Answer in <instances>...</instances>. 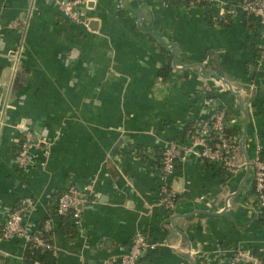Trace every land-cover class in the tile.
I'll use <instances>...</instances> for the list:
<instances>
[{"label":"crops","instance_id":"0c3cea01","mask_svg":"<svg viewBox=\"0 0 264 264\" xmlns=\"http://www.w3.org/2000/svg\"><path fill=\"white\" fill-rule=\"evenodd\" d=\"M173 1L87 0L83 25L50 0H0V226L20 208L30 232L50 218L54 264H118L137 231L157 243L139 264H223L217 250L233 243L264 253V213L251 196L253 160L264 158V31L236 9L229 26L210 24L238 0ZM162 43L171 66L177 56L190 61L167 77L158 74L169 58ZM209 51L248 101L247 116L237 95L193 66ZM219 106L232 110L245 165L223 174L184 155L170 180L174 207L165 209L161 149L171 138L188 143L185 126ZM27 132L37 143L19 165ZM88 182L80 229L64 225L54 211L59 192ZM26 245L0 238V264H24Z\"/></svg>","mask_w":264,"mask_h":264},{"label":"built area","instance_id":"2783aa9c","mask_svg":"<svg viewBox=\"0 0 264 264\" xmlns=\"http://www.w3.org/2000/svg\"><path fill=\"white\" fill-rule=\"evenodd\" d=\"M50 1L72 22L83 25L87 24V0ZM198 1L200 0H190V3L194 4ZM235 9L252 14L264 31V0H238L234 8L230 6L231 13ZM216 15L211 16V19H215ZM16 25V22L11 23V27H16ZM219 83L223 89H227L220 80ZM195 122L193 134L189 138H186L188 143H179L177 140L171 138L166 141L160 153V166L158 167L159 203L167 210L173 209L176 198V194L170 185L171 175L177 161L183 159L184 155L190 152L195 153L201 160L215 162L225 168L228 173L237 172L245 165L241 145L236 135H229L224 132V129L230 127L234 122L232 115L229 119H226L224 111L215 109L207 117L199 118ZM23 136L24 140L20 145L17 157L19 165L26 164L29 148L37 143L32 132H27ZM252 165L253 190L251 196L264 213V160L258 152ZM91 193V182L85 183L82 186L69 185L66 191L57 199L56 215L64 216L70 214L71 221L79 228L81 226V206L90 199ZM22 212L21 208L9 212L3 224L0 238L5 239L15 235L22 236L26 242L32 240L42 249L51 248V244L45 238V234L47 235L51 229L50 218H46L42 222L41 230L30 232L22 224ZM156 246V242L150 241L143 232L137 231L131 237L127 250L118 256L117 262L118 264H139V259L147 251L155 249ZM217 251L223 256V264H264V253L260 252L263 254V257H260L253 253L251 247L244 246L243 244H229Z\"/></svg>","mask_w":264,"mask_h":264},{"label":"trees","instance_id":"16d2710c","mask_svg":"<svg viewBox=\"0 0 264 264\" xmlns=\"http://www.w3.org/2000/svg\"><path fill=\"white\" fill-rule=\"evenodd\" d=\"M173 2L176 5H183V6H189L191 4L190 0H174ZM194 4H196V5H207V6L211 7L212 6V0H200ZM230 6H231V3H228V5L224 8L223 13L220 17H216L215 19L212 20L211 16H209L210 24L216 23L219 25L229 26L231 24V21H232V13L230 11ZM245 14L248 15L249 18H253L252 14H249V13H245ZM167 43H169V42L167 41ZM161 47H162V50H164L165 53L168 54L169 58L166 62H164L161 65L158 74L161 77H167L168 74L170 73V71L172 70V66L170 64V61H171V58L173 56V50L172 49L167 50L166 44H163V43L161 44ZM187 62H190V61L181 60L179 56H177L175 59V63L177 65H181V64L187 63ZM201 63L203 64L204 71H211L216 76L217 79H218V77L226 78V75H225V72L221 66V62H220V59L218 57V54L215 51H209L205 56H203L201 58ZM205 90L207 91L208 94H210V93L212 94L213 90H214V86L209 85L205 88ZM216 110L224 111L226 119H229L230 116L232 115V110L229 108H224L223 106L217 107ZM195 123L196 122L193 121V122H191L185 126L183 134L181 135L183 139L189 138L193 134L194 129H195ZM224 132L226 134H229V135H236V130L233 127H226L224 129ZM23 140H24V136L22 135L19 139V148L18 149H20V145L22 144ZM260 157L262 158L261 155H260ZM262 159L264 160V158H262ZM159 161H158V166H160ZM207 162H209L210 164L215 163V162H210V161H207ZM217 169H218V171L222 172L223 174L228 173L227 170L221 166L220 167L217 166ZM66 189L67 188H64V190L59 192L58 197L63 192H65ZM252 190H253V184H252ZM54 211L56 214V206L54 208ZM60 217L63 219L64 225H68V226L70 225V226L78 229V227L75 224H73L72 221H71L72 223L70 222V214L60 216ZM2 229H3V225L0 226V233H1ZM41 229H42V226H41ZM45 238H46L47 242H49L51 244V248H49V249L40 248L32 240L27 242L26 249H25L24 264H54L55 263L54 248H53L52 243H51V230L49 231V233L47 235L45 234ZM252 250H253L254 254H256L260 257H263V254L260 253V251L257 248H252Z\"/></svg>","mask_w":264,"mask_h":264},{"label":"water","instance_id":"95a60500","mask_svg":"<svg viewBox=\"0 0 264 264\" xmlns=\"http://www.w3.org/2000/svg\"><path fill=\"white\" fill-rule=\"evenodd\" d=\"M172 66L175 68V67H177L176 65H175V62H174V60H173V62H172ZM193 66H200V72H202V69H203V64L202 63H196L195 65H193ZM186 67H192L191 65H183V66H181L179 69H183V68H186ZM178 68V67H177ZM208 75H210V73L208 74ZM218 79L220 80V82L222 83V84H224L226 87H227V89L231 92V93H233V94H235V95H237L238 96V100H239V103H240V105H241V108H242V110H243V112H244V115L245 116H247V113H246V111H245V106H246V104L248 103V101H242L241 100V92L240 91H238V90H235L234 88H233V86H232V84L227 80V79H225V78H223V77H218ZM246 161L248 162V166H249V159L247 158V156H246ZM228 199H229V196H227L226 197V200H225V205H224V208L219 212V213H225V211H226V209H227V202H228ZM204 212H206V213H210V214H214V213H216V212H211V211H204ZM186 239V238H185ZM186 243H187V253L190 255V246H189V244H188V241L186 240Z\"/></svg>","mask_w":264,"mask_h":264}]
</instances>
